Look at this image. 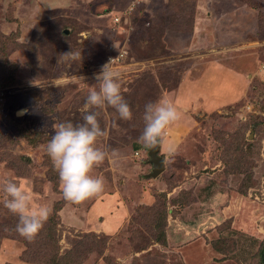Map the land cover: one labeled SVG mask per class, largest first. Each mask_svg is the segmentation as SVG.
<instances>
[{"label": "rangeland", "instance_id": "obj_1", "mask_svg": "<svg viewBox=\"0 0 264 264\" xmlns=\"http://www.w3.org/2000/svg\"><path fill=\"white\" fill-rule=\"evenodd\" d=\"M62 1L66 3L0 0V32L18 31L9 55L16 77L10 86L0 89V177L7 174L24 185L33 196V205L46 204L50 213L62 201L55 230L59 254L65 255L82 241L80 250L85 253L79 264H256L258 244L264 238V217L256 223L238 219L232 206L237 198L218 196L215 207L221 217L205 216L198 227L191 228L170 214L166 221H152L143 206L155 198V212L168 208V198L181 189L189 195H182L179 201H186L205 179L222 183L221 191L223 188L230 195L240 191L263 205L264 0H244L257 10V20L253 25L239 24L243 27L237 35L199 36L197 46L207 43L217 51L195 61L191 56L201 52L182 56L164 49V30L153 23L164 12L166 5L159 4L162 0H93L86 6L77 0ZM223 1L210 0L206 10L222 15ZM110 2L116 8L98 10L109 7ZM167 2L180 20L175 28L192 17L195 0ZM130 7L133 10L123 14ZM173 14L170 17L174 18ZM242 14L247 16L246 11ZM148 15L150 25L142 21ZM117 16H121L120 22L113 23ZM12 17L14 25L7 23ZM218 25L213 22V27ZM175 34L171 31L168 35L176 39ZM233 47L237 49L225 53ZM71 50L80 51L81 58L62 61L61 54ZM211 58L226 65L214 62V66L203 68V74L193 79L189 76L182 84L191 65ZM107 63L121 74L122 94L132 117L122 120L108 106L94 109L105 132L97 144L109 155L91 174L103 179L104 188L73 204L63 198L46 144L57 124L83 122L87 89L97 82L96 73ZM203 85L210 93L201 89ZM161 97L176 106L180 119L162 134L158 154L165 168L157 178H151L148 149L138 137L144 126L145 104ZM112 149L118 150L115 158ZM242 175L244 184L238 187ZM174 184L177 188L167 193ZM2 199L0 194V264H42L33 258L41 244L34 241L42 233L32 240L20 236L15 230L17 217L3 206ZM100 200L105 205L96 210ZM108 204H112L111 212L117 210L109 219ZM160 232L167 235L164 246L155 239V233ZM83 234L96 236L82 239L79 235ZM88 248L92 250L87 252Z\"/></svg>", "mask_w": 264, "mask_h": 264}, {"label": "clouds", "instance_id": "obj_2", "mask_svg": "<svg viewBox=\"0 0 264 264\" xmlns=\"http://www.w3.org/2000/svg\"><path fill=\"white\" fill-rule=\"evenodd\" d=\"M81 58L80 51L62 53V61ZM96 83L87 89L83 122L73 124L63 121L55 126V131L46 144V153L57 171L63 198L79 204L104 188V181L92 175L94 167L100 165L109 155L98 146L97 140L105 135L97 120L94 109L111 107L122 120L132 117L129 104L122 94L121 74L110 63L96 73ZM87 109H93L87 111ZM23 114V112H21ZM180 119L176 106L166 98H159L145 104L143 111V130L138 137L145 148H155L166 127ZM113 158L119 155L117 149L111 150ZM0 194L3 206L17 217L15 230L20 236L32 240L47 221L50 209L46 204L33 205V196L24 185L7 174L0 177Z\"/></svg>", "mask_w": 264, "mask_h": 264}, {"label": "crops", "instance_id": "obj_3", "mask_svg": "<svg viewBox=\"0 0 264 264\" xmlns=\"http://www.w3.org/2000/svg\"><path fill=\"white\" fill-rule=\"evenodd\" d=\"M34 1H36V3H38V4L43 3L45 5H54V4L66 3V1H62V0H34ZM74 1H76V0H74ZM77 1L84 3L86 6V4L92 2L93 0H77ZM104 1H106V0H104ZM209 1L210 0H195L194 10L190 12L192 17L189 19L188 22H185L182 20L180 22L181 24L178 25V28H175V26H173V22H174V25L177 24V21L175 20V18L177 17V14H173V13H176L175 10H173L172 8L169 7V3L167 2V0H162L161 2H159V4H161L162 6H165V5L166 6L164 7V12L162 13V15H160L155 21H153V23H154V25L155 24L159 25L164 30L163 33L161 34L162 41H163V44L165 47L164 49H167L168 52L181 54L182 56L186 55L187 53H190V55H191V52H195V51L201 52V55L195 54V56H191L193 58V61H195L197 59V57H200V58L208 57L209 56L208 53H211V55H213L212 52L217 51V50H215L214 47H212V45L207 44V43H205V44L200 43V45L197 46L195 43L198 42L199 36H203L204 38L205 37H212L213 38L214 36H218L220 34H222L224 36L233 34V36H234L236 34V32H240L241 27H243V26L240 27L239 24L243 25V23L244 24L247 23V25H250V24L253 25L257 20V14H258L257 10L251 8V6L248 5L249 3H246V1L244 2V0L243 1L235 0L234 3L231 2V0H230V2H228L227 0H225L226 2L223 1L224 2L223 4L225 5V11H224V13L222 12V15L220 13H216L214 11L211 12V11L206 10L205 5H208L207 3ZM217 3L222 6V2L221 3L217 2ZM231 4H233V5H231ZM111 5H112V3L110 2L109 7L102 6L101 8H98V10L101 11V10L105 9V10H107V12L108 11L110 12L112 8L113 9L116 8V4L113 7ZM50 7H52V6H50ZM50 7H48V8H50ZM42 9H47V8L42 7ZM219 9H221V7ZM147 11L148 10L145 9L143 11V14L147 15ZM244 11L247 12V16H243V17L240 16ZM172 14H173L174 18H172V16L170 17V15H172ZM178 16H181V15H178ZM112 19H114V18H112ZM148 19H149V15H148L146 20H142L143 23L147 22V25H150L152 23V21L149 22ZM127 21H128V19H126V22ZM215 21H217L219 24L218 28L213 27V22H215ZM147 31L149 32V30H147ZM171 31L176 32V34H175L176 39H174V38L170 39V36L168 34ZM149 35L150 34H148L147 37H149ZM150 37H153V36L150 35ZM149 39H152V38H149ZM175 41H177V42H175ZM182 42H185V44H183ZM235 49H237V48L233 47L229 50L225 49L224 51H225V53L226 52L232 53L233 51H235ZM202 54H204V55H202ZM189 56L182 58V60H186ZM189 60H190V58H189ZM214 62H216L218 64L226 65L225 61L223 62V60L218 61V59H215V58H211L209 60L203 59L202 62L199 61V65L193 64L189 67V75L186 76V78H183L182 84H184L185 82H188L189 76L192 79L195 78L196 76H199V73L202 72L204 67L214 66V64H213ZM195 69H199L200 71H196ZM202 74H203V72H202ZM243 75L246 77V74H243ZM203 88H204V91H205V89H207L210 93V89L208 86L206 87L205 85H203L201 87V89H203ZM187 90H188V88H187ZM244 95H245V92H244L243 96ZM211 98H214V96L209 97V99H211ZM159 147H161L160 144H159ZM225 195H227L228 198L229 197L230 198L235 197L238 199V200L234 201V203L232 202L233 209H235V210L237 209V211H235V213H236V217H238V219L248 218L250 223H253V222L256 223V220L264 217V203H263V205L257 204V202H254L253 200H250L247 197H244L241 195L239 196V194L235 193V192H232L231 195L228 193H225ZM101 205L103 206L105 204H102V201L100 200L95 205V206H97L96 210L101 208ZM236 205L238 206L237 208H235ZM106 208L107 209L109 208V210H107V212H106L107 219L111 218L112 215L117 213V210L115 212L112 210V212H111V208H113L112 204H108V206H106ZM229 209H232V208L229 207ZM217 210H218V207H217ZM219 216L221 217L220 214H219ZM219 216H217V214H216L215 217L220 218ZM105 222H106V220H105ZM174 236H176V235H174Z\"/></svg>", "mask_w": 264, "mask_h": 264}, {"label": "trees", "instance_id": "obj_4", "mask_svg": "<svg viewBox=\"0 0 264 264\" xmlns=\"http://www.w3.org/2000/svg\"><path fill=\"white\" fill-rule=\"evenodd\" d=\"M169 7L172 8L173 5L169 4ZM107 12V10H101L100 12ZM16 19L11 18V20H7L8 24L15 23ZM176 21H180L178 19H175ZM14 25V24H13ZM174 26V22H173ZM17 29L13 28L8 32V34L1 33L0 32V89L5 88L7 86H10L16 77V66L9 61V55L13 51V47L11 46L13 43L17 42ZM228 176V175H227ZM231 180V179H230ZM244 176L242 175V178L238 182L239 185L244 184ZM221 184L219 182H215L212 180H207L201 182V185L199 186V189L197 191H193L195 195H190L189 199H186V201H179V199L182 197V195H189L186 194V192L181 190H178L175 192L176 194H171L168 198V208H163V210L155 212V206L156 200L154 198V201L150 204H147L146 206H143V209L149 212L152 215V221L154 219L156 221H160L162 218L164 221H166L167 216L170 214L173 217H179L181 220V223L184 226H187L189 228L195 227L199 224L200 220L208 215L216 216L217 214V208H215V203L217 202L218 196H222L226 193V190L222 188L221 191ZM237 187V190L239 189ZM177 185H171L170 188H167V193L171 192L172 190L176 189ZM220 188V189H219ZM248 188V186H246ZM230 191V190H229ZM237 193V192H236ZM238 194L245 196L243 193L238 191ZM165 197V195H162ZM62 207V201L58 202L54 205L53 212L49 214V217L47 221L44 223L42 229L38 232V235L42 233V237L39 239H36L40 241V247L37 248V251L33 253V258H38L37 260L41 261L42 264H79L81 262V259H83V253L84 251L80 250V246H82L83 242L79 241L77 248L76 246L73 247L71 250L65 253V255L61 256L59 254V247H58V240L55 238V230L56 227L59 224V216L58 211ZM231 221V220H227ZM226 222V221H224ZM222 222V223H224ZM158 224V222H157ZM221 225V224H219ZM158 227V226H155ZM228 227V223H226L225 228ZM218 229V226H217ZM220 229V228H219ZM159 242H161V245H165L167 241V235L165 236L164 232L155 233ZM167 234V233H166ZM10 236V234H9ZM81 238H89L90 236H96L95 234H83L79 235ZM174 236V235H173ZM14 237V236H11ZM88 243H86L85 246H87ZM93 246V243H92ZM31 249L32 247L29 246ZM216 252L223 254L221 250L213 247ZM34 248H32V251ZM92 249L87 250V252H90ZM256 258L257 261L256 264H264V238L261 240L258 244V249L256 251ZM254 257V259H256ZM36 261V260H35Z\"/></svg>", "mask_w": 264, "mask_h": 264}, {"label": "water", "instance_id": "obj_5", "mask_svg": "<svg viewBox=\"0 0 264 264\" xmlns=\"http://www.w3.org/2000/svg\"><path fill=\"white\" fill-rule=\"evenodd\" d=\"M159 145L155 148L148 149V161L151 164V172L148 174L151 178H157L164 171L163 159L158 154Z\"/></svg>", "mask_w": 264, "mask_h": 264}, {"label": "built area", "instance_id": "obj_6", "mask_svg": "<svg viewBox=\"0 0 264 264\" xmlns=\"http://www.w3.org/2000/svg\"><path fill=\"white\" fill-rule=\"evenodd\" d=\"M131 10H133L132 7H130L129 10L125 11L123 14L130 13ZM120 19H121V16H117V17H115V18L113 19V22H114V23H118V22L120 21ZM121 56H122V55H121ZM119 57H120V56H119ZM116 59H118V58H116Z\"/></svg>", "mask_w": 264, "mask_h": 264}]
</instances>
